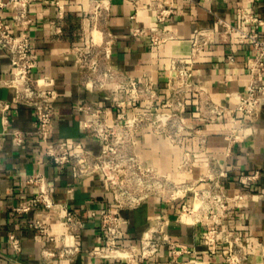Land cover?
Wrapping results in <instances>:
<instances>
[{
  "label": "crops",
  "instance_id": "1",
  "mask_svg": "<svg viewBox=\"0 0 264 264\" xmlns=\"http://www.w3.org/2000/svg\"><path fill=\"white\" fill-rule=\"evenodd\" d=\"M56 1L62 4L59 13ZM148 0H34L29 10L32 19L27 31L31 37L32 49L36 55L33 74L48 73L58 92L51 122V136L67 141L80 140L82 144L97 152L99 143L85 135L83 112L77 105L85 99H97L104 106L111 107L110 94L113 84L102 90H91L84 84L83 71L75 61L72 46L76 43L94 42L97 47H108L109 64L119 72L139 80L145 77L159 89L164 97L168 94L167 78L171 72L170 62L174 57L189 58L192 54L191 37L197 32L210 30L217 15L235 24L240 21L236 14L239 5L252 6L263 19L257 28L264 38V0H162L172 4L175 12L162 25L173 37L159 45H152L148 33L136 34L134 27H147L154 22V13L145 7ZM5 22L13 31H19L13 24L11 14L6 13ZM235 49V62L226 59ZM249 43L232 35L230 41L221 40L216 33L193 58L192 79L216 101L227 103L225 91H244L248 78L245 67L249 55ZM10 62L7 54L0 49V77L9 75ZM13 90L0 86V100H11ZM8 115V129H20L23 138L16 144L11 133L3 134L0 148V264H125L108 257H97L89 253L95 244H103L98 214L111 202L105 183L99 174L84 178L71 192L67 186L76 184V177L67 165H56L44 152V144L35 133L36 120L30 105L15 103L5 111ZM118 109L111 107L110 116L115 117ZM243 118L242 116H240ZM183 118L190 126L180 146L171 144L166 135L150 129L139 131L136 136L138 153L142 158L166 171L177 181L196 175L203 166H196L192 173L176 169L184 158V151L197 147L195 129L206 135V156H214L217 163L228 171L227 192L233 195L241 190L242 184L237 173L242 169L251 171L259 168L261 176L253 197L234 199L228 204V222L241 234L250 238L255 250L240 264H264V106L256 120L258 131L253 138L244 139L233 145L227 154L224 133L230 126L231 113L214 121L200 117L194 93H187ZM0 112V130L2 129ZM42 171L49 183L52 196L66 201L83 220L79 235H67L68 243H77L79 250L71 259L56 256L44 257L43 246L51 245L47 236L41 235L29 223L36 218L47 220L49 214H39L33 206L25 212L13 210V206L29 200L35 186L27 176ZM191 191L185 199L191 201ZM184 199V198H183ZM180 199L165 200L152 195L133 207H123L120 212L126 218L119 242L123 245L138 244L143 232L157 217L167 219V236L187 244L191 251L183 258L199 259L201 264H227L224 260L226 243L219 240L213 251L204 239L205 225L192 221L182 213ZM96 214L92 215L91 211ZM52 231H64L65 227L56 221ZM15 232L21 239V249L14 252L8 242L9 232ZM167 244H163L153 258L137 264H166L170 259Z\"/></svg>",
  "mask_w": 264,
  "mask_h": 264
},
{
  "label": "built area",
  "instance_id": "2",
  "mask_svg": "<svg viewBox=\"0 0 264 264\" xmlns=\"http://www.w3.org/2000/svg\"><path fill=\"white\" fill-rule=\"evenodd\" d=\"M131 1L136 4L138 0ZM33 2L34 0H0V49L7 54L10 62L9 75L0 77V86L12 88L14 93L10 101L0 100L3 124L0 130V148L6 132L11 133L16 144H20L23 138L20 129H8V115L5 111L13 102L30 105L34 109L36 120L35 133L44 144L45 154L56 165L70 167L76 177V184L67 186L66 191L71 193L78 183L91 175L99 174L102 177L106 191L111 195V202L99 211L98 219L104 241L89 249L93 256L108 257L116 261L124 259L125 264H137L153 258L160 247L167 244L170 259L166 264H201L199 259L183 258L191 248L167 236V219L163 217L152 220L138 244L123 245L119 242L127 221L120 209L136 206L155 195L165 200L180 199L182 213L191 217L192 221L205 225L204 239L209 250L213 251L216 243L223 240L226 243V263H242L255 248L247 235L241 234L228 222V204L234 199L253 197L255 189L259 187L260 169H241L236 179L243 188L230 195L227 192V169L217 163L214 156H206V135L196 128L197 147L184 151V158L177 163L176 169L188 173H192L196 166H203L204 169L192 177L177 181L140 156L136 136L139 131L150 129L166 135L171 144L180 146L190 129L183 118L185 96L190 92L196 96L203 120L214 121L226 112L231 113L230 126L224 133L227 154L231 153L234 144L253 138L258 131L256 120L264 106V38L257 30L263 22L262 17L252 6L242 4L236 8L239 24L217 15L210 30L195 32L191 37L190 59H171V72L167 78L169 92L164 97L146 77L139 80L112 67L107 60V45L97 47L94 42L74 44L72 48L75 61L83 71L86 87L102 90L110 84L114 85L110 100L111 107L118 109L115 117L110 116L111 107L102 105L97 99H85L77 105L84 114L82 126L85 135L100 145L99 150L93 152L77 139H50L58 92L50 74H33L37 60L27 31L32 21L29 10ZM56 3L58 12L61 13L63 6L58 1ZM145 7L153 11L154 22L147 27L136 26L133 32L148 33L152 45H159L173 37L162 23L175 12V7L162 0H148ZM7 12L11 14L13 24L19 31H13L7 26ZM213 33L228 42L235 34L250 45L245 63L248 78L244 91L226 90L227 103L213 99L192 79L193 58L211 41ZM226 59L230 63L235 62L234 48L226 54ZM27 181L35 186L34 193L29 200L14 205L13 210L25 212L35 206L39 214H49L47 220L36 218L29 223L51 242V245L41 248V254L44 257L71 259L79 250V245L68 243L66 237L80 234L82 218L66 201H58L52 196L48 179L42 171L30 173ZM190 191L191 201H188L185 196ZM91 214L95 215L96 211L92 210ZM53 221L63 225L65 230L53 232ZM8 242L14 252L20 251L21 239L15 232H9Z\"/></svg>",
  "mask_w": 264,
  "mask_h": 264
},
{
  "label": "flooded vegetation",
  "instance_id": "3",
  "mask_svg": "<svg viewBox=\"0 0 264 264\" xmlns=\"http://www.w3.org/2000/svg\"><path fill=\"white\" fill-rule=\"evenodd\" d=\"M262 111V110H261Z\"/></svg>",
  "mask_w": 264,
  "mask_h": 264
}]
</instances>
